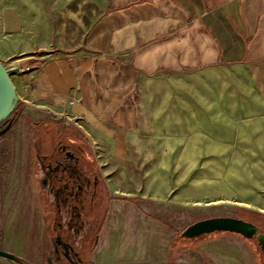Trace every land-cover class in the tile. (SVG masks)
Returning a JSON list of instances; mask_svg holds the SVG:
<instances>
[{
  "label": "rangeland",
  "instance_id": "1",
  "mask_svg": "<svg viewBox=\"0 0 264 264\" xmlns=\"http://www.w3.org/2000/svg\"><path fill=\"white\" fill-rule=\"evenodd\" d=\"M14 6L23 11L29 3L0 0L8 29ZM23 29L30 35L33 28ZM177 102L208 113L193 115V130L163 129L151 162L115 165L116 193L102 175L105 187L95 192L94 178L63 146L70 181L52 186L48 172L56 169L47 172L43 162L53 134L65 133L39 124L50 117L43 110L22 104L1 122L0 264H264L257 237H180L188 225L217 216L249 221L264 235V73L215 69L193 78V99H165L166 107ZM88 148L93 154L89 141Z\"/></svg>",
  "mask_w": 264,
  "mask_h": 264
},
{
  "label": "crops",
  "instance_id": "2",
  "mask_svg": "<svg viewBox=\"0 0 264 264\" xmlns=\"http://www.w3.org/2000/svg\"><path fill=\"white\" fill-rule=\"evenodd\" d=\"M28 3L14 6L13 29L0 17V62L16 99L78 127L113 193L115 165L151 162L163 129L193 130V115L208 113L165 99H193V78L215 69L264 73V0Z\"/></svg>",
  "mask_w": 264,
  "mask_h": 264
},
{
  "label": "trees",
  "instance_id": "3",
  "mask_svg": "<svg viewBox=\"0 0 264 264\" xmlns=\"http://www.w3.org/2000/svg\"><path fill=\"white\" fill-rule=\"evenodd\" d=\"M19 106L20 104L17 100L9 115L1 122L6 121L7 118L12 117L16 113H18ZM39 124H41L45 130L51 129V131L55 130V132L59 126H64L63 133L65 134L63 136L56 137L55 134H53L54 136L52 138V150L43 162L45 170H47V172L48 167L56 169L52 171L49 170L48 172L51 176V184L53 187L56 188L58 187V185L68 184L70 181V171L63 168L64 154L61 150L62 146L73 152L77 159L76 163L80 164L81 167L84 168L92 178H94L95 192L100 186L105 187V183L101 177L96 159L91 153V150L88 148L87 137L78 127L73 124H66L63 120H56L51 117L40 120ZM72 132H74V134ZM81 141L83 145L79 144L81 143ZM48 207L49 209L53 208L50 206ZM180 237L181 239H186L188 241L197 238H185L182 236Z\"/></svg>",
  "mask_w": 264,
  "mask_h": 264
},
{
  "label": "water",
  "instance_id": "4",
  "mask_svg": "<svg viewBox=\"0 0 264 264\" xmlns=\"http://www.w3.org/2000/svg\"><path fill=\"white\" fill-rule=\"evenodd\" d=\"M9 70L0 62V122L4 120L15 105L16 92L9 80ZM212 232L238 234L246 239L257 237L264 247V235L258 233L255 224L241 218L217 216L198 220L188 225L181 233L182 237L195 238Z\"/></svg>",
  "mask_w": 264,
  "mask_h": 264
},
{
  "label": "built area",
  "instance_id": "5",
  "mask_svg": "<svg viewBox=\"0 0 264 264\" xmlns=\"http://www.w3.org/2000/svg\"><path fill=\"white\" fill-rule=\"evenodd\" d=\"M11 70H13V71H21L19 67H13V68H11Z\"/></svg>",
  "mask_w": 264,
  "mask_h": 264
}]
</instances>
